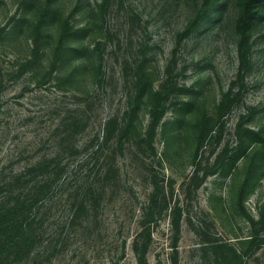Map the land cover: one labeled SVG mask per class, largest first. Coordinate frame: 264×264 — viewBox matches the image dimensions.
I'll list each match as a JSON object with an SVG mask.
<instances>
[{
	"label": "rangeland",
	"instance_id": "1",
	"mask_svg": "<svg viewBox=\"0 0 264 264\" xmlns=\"http://www.w3.org/2000/svg\"><path fill=\"white\" fill-rule=\"evenodd\" d=\"M143 249L264 264V0H0V264Z\"/></svg>",
	"mask_w": 264,
	"mask_h": 264
},
{
	"label": "trees",
	"instance_id": "2",
	"mask_svg": "<svg viewBox=\"0 0 264 264\" xmlns=\"http://www.w3.org/2000/svg\"><path fill=\"white\" fill-rule=\"evenodd\" d=\"M21 228L23 230H24V228L26 229L25 226H21ZM144 252H145V250L143 249V252L141 254H138L139 264H144Z\"/></svg>",
	"mask_w": 264,
	"mask_h": 264
}]
</instances>
